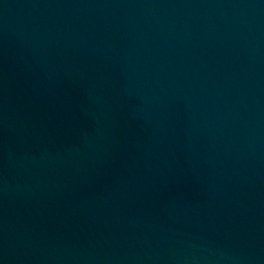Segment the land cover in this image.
Listing matches in <instances>:
<instances>
[{"label": "water", "instance_id": "1", "mask_svg": "<svg viewBox=\"0 0 264 264\" xmlns=\"http://www.w3.org/2000/svg\"><path fill=\"white\" fill-rule=\"evenodd\" d=\"M0 264H264V0H0Z\"/></svg>", "mask_w": 264, "mask_h": 264}]
</instances>
